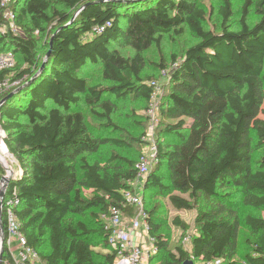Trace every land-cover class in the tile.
<instances>
[{
	"label": "trees",
	"instance_id": "16d2710c",
	"mask_svg": "<svg viewBox=\"0 0 264 264\" xmlns=\"http://www.w3.org/2000/svg\"><path fill=\"white\" fill-rule=\"evenodd\" d=\"M10 8L21 34L11 30L0 0V55L12 52L17 66L0 79L25 86L51 51L43 73L0 109L18 167L8 192L17 189L22 232L42 262L116 264L119 254L101 217L112 206L127 219L136 215L124 193H134L143 155L132 160L115 150L105 165L88 157L107 145L130 150L142 143L149 119L135 123L143 130L135 138L114 123L117 103L141 99L147 111L149 83L158 79L143 75V53L161 49L166 34L188 31L199 42L173 61L158 117L159 134L176 143L158 145L145 190H157L175 212L196 210L197 233L184 237L191 254L182 246L171 250L158 220L160 205L149 210L143 197L149 235L158 246L151 264H239L238 224L229 218L224 191L235 188L248 205L264 209V158H254L264 150V0H243L237 29L229 24L232 4L225 0L219 33L206 29L207 13L195 0H14ZM252 11L259 16L255 24ZM90 68H101L108 85L89 86L84 75ZM81 107L118 137L94 136ZM5 175L0 166V187ZM245 223L257 236L245 262L264 264V220L247 216ZM172 224L182 233L191 228L179 216Z\"/></svg>",
	"mask_w": 264,
	"mask_h": 264
},
{
	"label": "rangeland",
	"instance_id": "374dc122",
	"mask_svg": "<svg viewBox=\"0 0 264 264\" xmlns=\"http://www.w3.org/2000/svg\"><path fill=\"white\" fill-rule=\"evenodd\" d=\"M196 3L202 7L206 13H207V20L205 27L208 30H212L215 33L221 32V25L223 23V18L220 16V8L223 6L225 0H195ZM232 4V13L233 17L230 20V25H232L235 29L238 28L239 21L242 16V8H243V0H229ZM259 20V16L255 14L254 11H252V14L250 16V23L255 24ZM199 40L192 35L190 32L186 31L183 35L177 36L173 33H169L164 35L163 43L161 46V49H157L155 47H151L147 51H145L143 54L146 58V66L144 69V76H147L148 78H156L157 81H160L162 78V71L167 70L168 72L173 71V61L176 60L177 63H179L183 56L185 51L190 48L191 46L197 44ZM123 53L126 56H132L134 52L130 49H123ZM161 63H164L166 66V69L161 70L159 68V65ZM19 64V63H18ZM17 66V65H16ZM87 84L89 86L94 85H102L107 86L108 83H105L102 79L101 75V68H90L85 72ZM165 91H168V84H164ZM145 102L141 99H132L127 101H120L117 103L118 110L116 115L113 117L114 123L116 126H119V128L123 129L125 132L130 134L131 136L137 138L140 136L141 127L139 128L137 125H135L136 122H142V124H145L142 120L143 118H146L147 111L145 108ZM81 110L86 115V119L88 122L89 129L91 133L94 136H117L115 129H108L105 128L104 124L101 123L97 118L93 117L89 110L81 107ZM159 115V111H158ZM263 118V117H262ZM26 122V121H25ZM147 128V127H146ZM149 128V125H148ZM147 128V132H148ZM160 130V129H159ZM176 143V140L174 138H171L170 136H164L160 135L159 131L157 130L155 134L154 140H144V137L142 138V143L137 144L134 148L130 150H120L116 149L111 145H107L102 150L93 156H89L88 159L92 162H96L100 165H105L108 163L111 153L113 151L119 152L122 156L132 159V160H139V158L145 154L150 159V173L153 171V168L156 164V157L158 155V145L163 144L167 147L171 146L172 144ZM178 143V142H177ZM255 160H260L264 158V150H257L254 154ZM8 166L11 171L14 173V179L18 178V167L17 163L14 157H10L8 160ZM138 163V161H137ZM2 167V165L0 164ZM3 168V167H2ZM148 176L145 177V179L142 181V183L137 184V186H134V193L142 195L144 197L146 206L149 210H151L154 206L160 205L159 208V214H158V220L159 223L162 224V233L167 237L170 245V249L174 250L176 246H182L184 250L192 253V247L189 243H184V237L188 234L191 236H195L197 233V229L195 226V220L197 218V211H184V212H175L172 207L169 205L167 198L162 197L158 194V191L155 189H149L145 190V183ZM164 182L168 183L167 179V172L164 171ZM224 193L229 194V200H228V213L229 218L232 221H236L238 224L239 229V235H238V249H237V255L235 257V260L239 264H246L245 257L246 255H250L252 253V246L257 241V236L254 234V232L251 230L250 227H248L245 223V219L247 216H252L255 218H260L264 220V209H256L248 205L245 198L239 193V191L235 190V188L229 189L224 191ZM179 194V193H175ZM186 197V196H185ZM179 216V218L190 225V230L186 233H182L181 230L176 228L172 221L173 219ZM74 221H80L82 219L81 216H74ZM47 246H44V249ZM98 252H105L102 248L97 249ZM162 258V255L159 257ZM195 264H206L202 261H195L193 259Z\"/></svg>",
	"mask_w": 264,
	"mask_h": 264
},
{
	"label": "built area",
	"instance_id": "2783aa9c",
	"mask_svg": "<svg viewBox=\"0 0 264 264\" xmlns=\"http://www.w3.org/2000/svg\"><path fill=\"white\" fill-rule=\"evenodd\" d=\"M14 0H1V5L5 9V18L10 23V28L14 33L21 34L15 25L16 16L10 5ZM16 67V59L12 52L0 55V75L7 71H12ZM170 72L162 71L160 81L149 83L152 88L147 118L149 128L144 140H154L159 126V115L161 102L165 94L164 84H169ZM20 82H12L10 77L0 79V102L2 97ZM6 134L1 127L0 116V164L6 172L7 177L14 176L10 170L7 160L13 157L5 143ZM150 159L143 154L137 163L138 176L134 186L141 184L150 171ZM12 172V174H11ZM2 188V184L0 190ZM124 200L128 205L135 206L137 213L127 219L124 217L122 209L112 206L108 214L101 218L104 221L105 230L108 233L110 246L118 251L116 264H151L152 258L158 253L156 240L149 235L147 215L144 209L143 197L133 192H125ZM20 206L17 197V189L11 193L7 190V197L2 206V218L0 220V259L2 264H44L39 253L28 245L27 239L22 232V226L17 214ZM184 243H190V238H186Z\"/></svg>",
	"mask_w": 264,
	"mask_h": 264
},
{
	"label": "water",
	"instance_id": "95a60500",
	"mask_svg": "<svg viewBox=\"0 0 264 264\" xmlns=\"http://www.w3.org/2000/svg\"><path fill=\"white\" fill-rule=\"evenodd\" d=\"M53 42V40H52ZM52 42H51V45H52ZM51 56V51H49L46 55V57L44 58V61H43V64L42 66L40 67L39 71L37 72V74L30 80L29 83H27L25 86H22L20 88H18L19 84L17 86H15V90L12 91L7 97H5L1 102H0V109L1 107H3L10 99H12L15 95H17L18 93H20L22 90H24L25 88H27L28 86H30L36 79L37 77L43 73V71L45 70V67H46V64L48 62V59L50 58ZM17 87V88H16ZM12 174V172H11ZM11 179H12V175H10L9 177L7 176H4L1 180V184H2V188L0 190V220L2 218V206H3V202L4 200L6 199L7 197V190L10 186V182H11ZM0 264H2V256H1V259H0ZM184 264H194V262L192 260H188L186 262H184Z\"/></svg>",
	"mask_w": 264,
	"mask_h": 264
}]
</instances>
